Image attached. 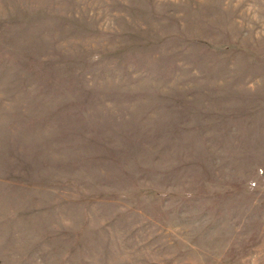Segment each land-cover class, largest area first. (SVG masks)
I'll list each match as a JSON object with an SVG mask.
<instances>
[{"label": "rangeland", "instance_id": "obj_1", "mask_svg": "<svg viewBox=\"0 0 264 264\" xmlns=\"http://www.w3.org/2000/svg\"><path fill=\"white\" fill-rule=\"evenodd\" d=\"M0 264H264V0H0Z\"/></svg>", "mask_w": 264, "mask_h": 264}]
</instances>
